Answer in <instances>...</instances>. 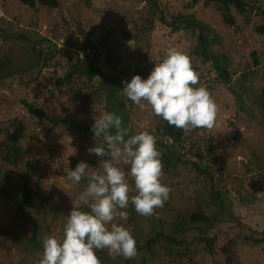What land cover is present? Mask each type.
I'll return each instance as SVG.
<instances>
[{
	"label": "rangeland",
	"instance_id": "rangeland-1",
	"mask_svg": "<svg viewBox=\"0 0 264 264\" xmlns=\"http://www.w3.org/2000/svg\"><path fill=\"white\" fill-rule=\"evenodd\" d=\"M57 3L53 9L38 5L31 8L21 0H0V61L9 64L0 79V143L16 134L22 151L14 167L0 161V189L5 191H0V264H38L43 239L62 236L65 216L87 185L86 180L78 185L68 181L69 168L85 161L92 167L89 171H100V158L86 151L95 142L93 134L87 137L84 133V127L90 129L94 116L113 111L115 99L108 103L110 97L100 87V77H94L90 87L82 84L83 79L65 82L67 74L76 69V61L69 58L79 51L85 38L101 55L100 60L93 61L103 74L116 73L125 81L136 72L148 77L154 63L162 60L169 48L182 51L194 62L200 78L196 87H206L218 106L216 123L211 129L183 130L181 145L172 149L180 161L176 155L169 157V168L162 161L161 182L171 192L161 216L172 222L179 213L188 216L195 211L210 219L209 224L198 225L202 230L186 227L181 231L189 250L195 252L185 264H264V242L260 243L264 240V200L255 196L264 191V36L254 32L260 15H239L231 10L237 25L230 27L223 23L217 5H205L206 0ZM250 5L264 10V0H250ZM175 17L181 22L195 19L207 28V36L213 39L209 50L224 64L229 82L218 81L212 62L190 54L197 44V31L173 32L161 21L163 18L171 23ZM104 36L108 37V48L101 42ZM41 38L49 39L43 46L55 44L63 50L48 64L33 51V47L43 49L38 43ZM77 88L80 95L74 93ZM125 98L131 108L126 116L130 134L147 131L159 141V117L146 102L131 105ZM23 100L43 110L53 122L36 124ZM61 120H67V124H61ZM27 162L33 172L25 182L34 192L30 203L40 205L39 215L32 206L17 205L6 195L21 194ZM122 167L128 171L127 166ZM128 181L132 186L130 176ZM66 183L72 186L66 187ZM213 197H217L216 206L210 200ZM219 201L223 210H218ZM140 219L145 221H139L140 228L148 229L147 217ZM194 234L214 239L211 254L203 251L204 243H192ZM134 239L141 244L137 232ZM161 262L167 263L164 258Z\"/></svg>",
	"mask_w": 264,
	"mask_h": 264
},
{
	"label": "clouds",
	"instance_id": "clouds-1",
	"mask_svg": "<svg viewBox=\"0 0 264 264\" xmlns=\"http://www.w3.org/2000/svg\"><path fill=\"white\" fill-rule=\"evenodd\" d=\"M199 80L189 56L169 48L146 79L134 75L124 82L122 92L136 105L146 102L170 126L185 131L211 129L218 106L206 87H196ZM93 120L90 131L95 143L86 151L100 158V171H89L92 167L85 161L69 168L68 181L78 185L86 180L87 185L65 216L62 236L43 239L38 264H101L96 250L104 249L109 255L134 258L136 241L121 223L129 216L125 210L131 204L137 214L150 217L170 197L171 189L161 182L163 164L156 138L147 131L130 134L122 118L112 112H102ZM255 196L264 200V191Z\"/></svg>",
	"mask_w": 264,
	"mask_h": 264
},
{
	"label": "trees",
	"instance_id": "trees-1",
	"mask_svg": "<svg viewBox=\"0 0 264 264\" xmlns=\"http://www.w3.org/2000/svg\"><path fill=\"white\" fill-rule=\"evenodd\" d=\"M21 2L31 8H35L36 5L51 9L58 6L57 0H21ZM211 3H215L217 5L218 10L223 17V23L230 27H234L235 25H237L235 16L231 13V10L237 12L239 15L245 12H251L256 15H260V23L258 26H254V32L259 36H264V10L259 7L254 8L253 6H251L250 0H206L205 5H209ZM161 21L164 25L170 27L171 31L173 32L178 31L179 29H188L193 33L197 31L195 37V40H197V44H195V46L192 48L190 54L202 58V61L204 59L205 61L212 62L211 64L216 67V72L219 74L218 81H224V83L229 82L224 64L221 63L218 55L209 50V47L212 43L210 39L212 38H209L207 36V31H205V29L207 28L204 25H202L195 19L182 20L183 22H181L179 17H175L171 23L164 20L163 18L161 19ZM24 39L30 41L26 37H24ZM48 40L46 38H41L40 42H38L40 47L43 46L42 43H47ZM101 42L106 48H108L109 40L107 36H104ZM33 51L36 53L37 57L43 58L44 64H48L51 60L57 58H55L56 54L62 53L63 50H61V48H57V46L53 44V47H49L47 45L43 46V49L41 51L39 50V48L36 49L33 47ZM87 52L88 54H86ZM80 55H82L83 58H80ZM252 56L254 57L255 66H258L256 54L254 53L252 54ZM100 57L101 55L99 53H96L94 43L89 38H85L84 43L79 48V51H77V53H75L72 58H69L72 60V62L73 60L76 61V69L67 74L65 82L68 84H72L73 80L81 81L83 79L84 81L82 82V84L85 85V87H90V84L93 81L94 77H100V87L105 88L108 94L107 96L110 97V99L107 97L109 99L108 103L109 101L111 102L112 99H115L113 105L114 110L110 112L115 113L122 118L124 127H129V120L126 116L131 113V108L130 106H128L126 98L124 99L125 95L122 92L123 88H121L124 87V84L122 85V80H124V78H118L116 76L118 74L116 73H113L112 75L103 74L100 67L97 66V64H95V62L93 61L96 59L100 60ZM191 64L193 69L196 71L198 68L194 65V62H191ZM8 67L9 64L6 60L0 61V79H2L3 77V71ZM134 75H139L142 79L147 77L146 74L140 72H136ZM65 82H61V85ZM123 82L127 81L124 80ZM74 93L80 95L81 89L77 88ZM93 94L96 93L94 92L92 93V95ZM129 102L131 105H133L131 101ZM21 103L30 113L31 118L35 119L36 124L41 123L44 120L53 122L50 118H48L46 113L43 110L37 108L36 105L30 104L24 100ZM60 123L66 125L67 120H61ZM84 128V133L87 135V137H90L92 135V133H90V129L87 127ZM156 131H159L160 134V136H158L159 141L156 138V145L157 147L159 146L158 148H163L164 152L166 153V155L161 154L160 159L161 161H163V163H165L164 165L169 168L171 164L169 157H173L176 155L175 152H172V149L175 147V145H181L183 130L174 126H170L166 121L159 117ZM18 140L19 137L14 134L10 138H7L4 143H0V161L2 163L13 167L18 164V160L22 155V151L18 146ZM175 159L177 161H180L181 157L179 155H176ZM25 171V173L23 172L22 174L24 175V185H22L21 187V194L18 195V193L16 192L13 194L7 193L6 195L8 198L10 197L12 198V200L16 201L17 205L20 204V206L22 205L25 207L32 206L35 210V214L39 215L41 213L40 205L30 203L34 192L27 187L25 182V179L30 178L33 172L32 165L29 162H27ZM201 173L209 176L210 178V175H208L206 171H202ZM262 180L264 181V178H262ZM0 191L5 192L1 189ZM132 194H134V192H132L131 195ZM210 200L212 204L216 206L215 202L217 200V197H213ZM217 206L218 210H223L221 201L217 203ZM125 211L129 213V216L126 222L122 221L121 223L125 228H129L128 230L133 237L135 232H137V236L139 235V238L142 237L141 244L136 240L137 255L132 259H124L122 256L109 255L107 249L96 250V255L100 259L101 264H130L133 262H135V264H147V259H151V262L155 261L158 264H162L161 258L166 259V264H182L183 261V264H185L186 260L189 258V255L195 252H191L189 250L190 244L186 241V238L182 236L181 231H184L186 227L191 231H194V229L202 230V228L198 225L209 224L210 220L202 213L191 211L189 215L187 214L188 216L179 213L177 215L178 218H176L177 220L169 222V219L167 217L161 216L164 211L163 208H157L155 209L153 215L147 217L148 229L142 230L139 226V221L143 216L137 214L131 204ZM30 217H32V215ZM141 221L143 223L145 222L144 219H142ZM188 225L192 226L188 227ZM35 238L36 237H33L31 239L35 240ZM191 240L192 243H204L205 246L203 251H208L209 254L213 252V238H209L207 236L200 237L197 234H194ZM261 242H264V240H261L260 243ZM185 254L187 257L185 256Z\"/></svg>",
	"mask_w": 264,
	"mask_h": 264
}]
</instances>
